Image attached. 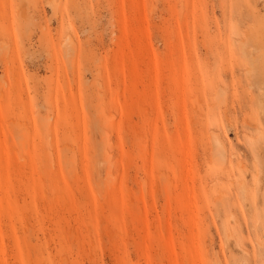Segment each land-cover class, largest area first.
<instances>
[{
	"label": "rangeland",
	"instance_id": "rangeland-1",
	"mask_svg": "<svg viewBox=\"0 0 264 264\" xmlns=\"http://www.w3.org/2000/svg\"><path fill=\"white\" fill-rule=\"evenodd\" d=\"M0 264H264V0H0Z\"/></svg>",
	"mask_w": 264,
	"mask_h": 264
},
{
	"label": "bare ground",
	"instance_id": "bare-ground-1",
	"mask_svg": "<svg viewBox=\"0 0 264 264\" xmlns=\"http://www.w3.org/2000/svg\"><path fill=\"white\" fill-rule=\"evenodd\" d=\"M242 42H243V41H242ZM240 43H241V42H239V46H238V47H239V49H242L244 44H242V43L240 44ZM244 59H245V62H246V71L249 72V71L252 69V68H251V59H250L249 57H245ZM149 179H150V178H149ZM149 179H148V180H149ZM148 184H150V183H147V185H148ZM150 187H152V181H151ZM156 190H157V189H156Z\"/></svg>",
	"mask_w": 264,
	"mask_h": 264
}]
</instances>
